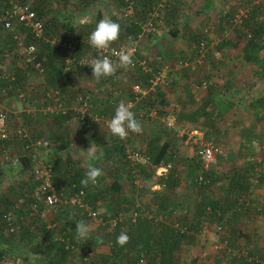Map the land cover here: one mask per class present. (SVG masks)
Returning <instances> with one entry per match:
<instances>
[{
  "label": "trees",
  "instance_id": "trees-1",
  "mask_svg": "<svg viewBox=\"0 0 264 264\" xmlns=\"http://www.w3.org/2000/svg\"><path fill=\"white\" fill-rule=\"evenodd\" d=\"M124 5L125 8L134 6L139 8V15L136 18L129 13L119 16L111 15V19L118 22L121 25L120 39L112 44V46L118 45L122 42H129L131 39H135L137 34L141 31V25L145 21L146 12L156 5L157 0H120V3ZM43 2L33 3L32 7L36 11V14L41 18V13L44 11ZM42 4V5H41ZM6 5L5 0H0V8ZM41 5V6H40ZM259 4L252 5L251 11L242 18L241 23L232 29V32L228 37L221 38L219 41H215V48L221 50L225 45L236 47L238 40L241 39L240 47L238 48L240 62L244 64H250L252 71L254 72V82L258 84L264 82V38L261 34L264 33V21L255 18L256 10L260 9ZM259 6V7H258ZM231 11H228L229 16ZM161 12L157 11V14L152 18V26L156 20L160 18ZM173 16V14H171ZM121 17V18H120ZM43 21V19H42ZM22 32V41L19 38L20 33L15 34L14 26L12 31L7 33L6 38L0 39V61L2 60V55L5 58L11 60V71L13 77L6 78L0 76V99L7 93H14L13 89L16 86H20L24 82L25 75L30 71H35L30 63L25 62L23 57V46L31 40L30 34L24 30L25 28L21 25L18 26ZM0 28L1 25H0ZM43 28L45 36L54 35L59 41H70L68 36L70 32V27L68 25H63V29L59 32V36L56 33H50L47 31L45 23L43 21ZM150 30L145 34H150ZM168 32L172 36H176V29L172 27L169 28ZM79 42L72 41L74 43V49L69 50L62 46H52L44 38L36 40L38 45L36 46L35 54L36 59H38L43 67V74L41 75L44 79V85L50 86L51 88H44L41 94L46 90L56 89V81L63 76H66L70 72L68 65L71 63L78 69L83 70L86 65L77 64L75 61L65 60L66 55L74 56L78 54V49L76 45H83V40L85 32L77 30L73 32ZM206 37L205 42H211L212 37L206 34H202ZM201 35V36H202ZM194 35L192 33L187 34V41L195 46L193 54L187 57L174 56L176 51L174 49L166 48L161 51L162 58L157 62L156 65L152 61L147 64L150 66L148 70H142L138 66L127 67V82L129 88L125 91L126 98H134L136 92H134L131 87L132 84L139 86L144 89L145 92L139 96L135 101L133 112L136 118L143 122L148 114L147 112L154 110L155 117L171 114L176 115L180 118H185L189 122V127H197V121L203 123L205 129H201L205 139H209L211 133V126L214 124L215 117H223L227 114L229 108L232 105L242 103L245 104L246 108L250 110L252 121L245 122L238 128V137L240 140V147L248 148V143L252 139H257L259 135L264 134V129L262 124L264 123V93L250 96L246 99V96H239L235 100L229 96L234 89L233 83L223 75L224 80H222L217 87L205 84L206 94L200 95V102L194 105V97L191 93H188L184 100H188L193 106L191 109L186 111L179 110L175 106L171 105V109H166L164 105L165 99L164 94L160 91L161 85L159 83L152 82L156 72L165 63L169 65L172 69V65L179 58L193 59L200 54L199 43L203 40L200 36ZM75 38V39H76ZM202 38V37H201ZM85 44V43H84ZM89 44V39L87 44ZM78 48V46H77ZM141 49V48H140ZM139 49V50H140ZM86 51V52H85ZM137 51V50H136ZM97 50L93 47H88L84 50L83 54L90 55L93 57L97 55ZM138 52V51H137ZM136 53V52H135ZM140 53H136L139 57ZM202 52L200 59L202 57ZM208 58L209 53L205 54ZM20 56V57H19ZM144 58V57H143ZM203 60H207L206 57ZM200 61V60H199ZM219 60L208 59V64L217 63ZM18 63V64H17ZM198 62H195V66ZM204 63V61H203ZM67 65V66H66ZM235 66V64H233ZM193 70V69H192ZM170 71V70H169ZM167 71V73L169 72ZM189 71L188 67H183L181 69H175V74L185 73ZM230 71V70H229ZM169 72V73H171ZM205 73L203 78H199L204 82L206 80L207 70L203 69ZM252 72V73H253ZM164 78L168 79V74ZM109 78H112L110 76ZM108 79V78H107ZM163 80V81H164ZM162 81V82H163ZM253 83V84H255ZM247 84H250L248 82ZM246 88V85H244ZM243 86V87H244ZM54 87V88H53ZM239 87V88H243ZM185 87H182L184 89ZM188 86L186 87V89ZM209 88V89H208ZM59 94V91H58ZM17 96V94L14 93ZM184 95V94H183ZM158 96V97H157ZM120 99L117 98L114 101H110L109 107L100 110L102 113L100 115L112 116L114 114V109L116 104ZM60 101L64 102L62 97ZM141 111L142 113H138ZM73 110L66 109L64 112L56 111L57 118H64L65 120H75L78 121V114L73 113ZM173 115V116H174ZM73 118V119H72ZM175 120V117H174ZM61 122V120H59ZM56 122V121H55ZM91 123V122H90ZM255 124V127H254ZM81 125V124H80ZM96 125V124H95ZM102 125V124H101ZM58 127V128H57ZM56 129H51L48 133L49 139L47 149L52 148L51 154L43 153V160L51 164L52 174L51 182L54 186L57 183L62 185V191L69 195L73 193L76 189L82 187L84 189V195L82 200L86 201L93 209H98V214L108 219L120 215L122 220L119 221L113 228L106 230L105 234L108 236L106 241L105 249L100 253V257L94 253L93 242L89 239L87 242L78 241L75 239V222L77 220L83 219L85 222L88 217L85 213L74 205L70 204H58L51 211V214L47 217L51 222L52 226H46L47 220L42 217L43 215H38V211L43 207L41 201L36 199L33 195L32 186H27L24 190L19 191L20 205L15 207V198H12L6 193L0 194V264H8L13 260V254H15V247L20 245L21 250L27 251L25 247L31 249L32 254L39 259L38 264H65V261L72 255H77L80 262L83 264H197V259L192 257L187 261H182L179 259L178 252L182 247L193 241L195 238L194 234L202 233L203 225L206 226V230H213L217 233L218 241L225 242L221 246V255L231 247L236 248L235 250L245 249L247 253L252 254V250L247 246L241 245L234 241V236L240 234V226H235L229 222L238 219L245 211L249 208L248 205H242L245 202V197L248 194L250 185L252 184L253 175L251 171L255 166L259 165L257 161L249 157L245 159L244 164L229 165L223 173H219L214 167L209 169H203L200 161L193 154L194 160L190 161L186 166L187 178L191 181V186H193V208L188 212L181 207V214L178 215L179 223L184 229L181 231L178 227H175L172 223L174 221V213L176 211L175 201L171 199L173 196L174 189L180 184V178L173 166V156H176L174 149L170 145L168 138L163 136L153 135L140 146H136L137 149L145 152L149 155L150 162L152 165H157L159 163L170 160L171 166L164 175H155L153 173V167L139 165L138 172L142 177H146L149 183L144 184L143 188L151 185L152 183L160 184V187L154 189L150 192L148 200L144 202L142 206L134 203L133 199H127L124 196V189L122 188V182L118 180V176L113 174L110 176L109 181H103L96 185L89 184L88 187H83L81 185V180L85 176L83 167L78 165L76 161L70 158V154L66 153L67 144L64 142L66 136L69 133L63 130L61 127L57 126ZM100 127V125H99ZM198 128V127H197ZM109 131V130H108ZM28 133V132H27ZM111 137V143L109 148L104 151V154L100 156L102 159H109L113 161L114 164L120 165L121 168L125 169L126 179L131 185L133 179V172L131 171V166L128 161L123 157V146L118 139L108 132ZM36 132H29V137L32 140L38 138ZM134 134V133H133ZM132 134V135H133ZM13 138H17L15 135ZM18 139V138H17ZM43 139V138H42ZM22 145V153L18 154V164L22 166V169H28L31 174L29 178L33 180L32 177V165L30 158L23 154V142L26 141L25 138L18 139ZM128 138V144L130 145ZM214 141V140H213ZM7 140H3L1 143L3 145ZM216 142V141H215ZM131 146V145H130ZM0 145V149H1ZM45 148V149H46ZM245 154V153H244ZM251 156V155H249ZM87 170V168L85 169ZM116 170V169H115ZM105 177H103L104 179ZM109 179V177H108ZM102 180V177L98 179ZM133 183V182H132ZM35 186V181L33 180ZM149 184V185H148ZM131 187V186H130ZM12 189V188H11ZM100 197H105L103 205L99 206L101 209H107V212L100 214L101 209L98 208L97 202ZM30 203H34L35 206H29ZM58 206V207H57ZM180 208V207H179ZM255 209V207H254ZM6 210H10L13 214L14 221L17 223V230L8 231V235L3 234V229H5V220L3 214ZM34 211V213L27 216L28 211ZM264 214V205L261 206L260 210ZM135 212L132 218L131 214ZM61 216V217H60ZM60 217V218H59ZM86 217V218H85ZM101 225V224H100ZM219 225L220 229L216 230V226ZM105 228V225H101ZM57 229L59 234L54 237L55 240L48 239L49 233ZM127 230V234L130 236L129 242L123 247L116 243L117 236L122 230ZM206 231V232H207ZM36 233H41V239L35 240L34 236ZM236 233V234H235ZM245 244V243H244ZM231 246V247H230ZM85 248V251H84ZM47 253V256H45ZM229 253V252H228ZM20 254V253H19ZM236 254V255H235ZM233 256L229 253L230 261L237 262V264H262L261 260L263 257L246 258L242 254H237L235 252ZM24 255H22L23 257ZM26 259V258H25ZM143 260V262H141Z\"/></svg>",
  "mask_w": 264,
  "mask_h": 264
},
{
  "label": "rangeland",
  "instance_id": "rangeland-1",
  "mask_svg": "<svg viewBox=\"0 0 264 264\" xmlns=\"http://www.w3.org/2000/svg\"><path fill=\"white\" fill-rule=\"evenodd\" d=\"M33 3H41V5L44 8V11L41 13V19H43L45 26L47 28V31L50 33H56L59 36V32L61 29H63V25H68L70 27V30L72 32L69 34L71 36H68L70 41L79 42V39L76 38L73 33L74 31L80 30L82 32H85L84 38L86 40L89 39L90 33L94 30L96 23L102 19L104 16L111 15L119 16L121 13L127 9L122 5V2L120 3V0H32ZM213 0H211L210 6H204V0H166L164 4L159 7L157 10L161 12L162 15H160V18L156 20L152 26V29L150 30V34H144L141 36L137 42V51L136 53H140L139 57L134 53V59L141 60L144 59L146 61V65L149 66L147 63L149 61H152L154 65L157 64L158 61L162 58L161 49H174L176 51L174 56H181V57H187L192 55L195 49V46L187 41V34L192 33L194 35L200 36V39L203 41H206V37L202 34H206L212 37V41L204 44V47L201 51L202 57L200 61L194 66L193 70H189L185 72L184 74L181 73V75L177 78L175 75L172 74L170 70L167 73L168 79H165L163 82H160V85L162 86L160 91L164 94L165 104L162 105L166 109H171V102L175 100L176 108L182 109V111H186L187 109H191L193 106L188 100H184L186 96H188V93H191L193 95L194 99V105H197L198 102H200V95L206 94L204 85L209 83L210 87L214 86L217 87L219 83L225 79L223 78V75H227L226 73H229L226 77L233 83V88L236 90H233L231 93H229V96L231 99L235 100V97L246 96L247 98L251 95L247 92V88H245V84H247V79L245 76H247L249 73L252 74L250 64H244L240 62L239 59V52H238V45L240 44L239 39L237 42V46H227L225 45L223 49L218 50L215 48V41H219L221 38L228 37L229 34L232 32V29L236 27L234 23L232 22V16L236 12L237 8H240L241 10H245L246 15L251 11L252 5L259 4L264 2V0H250L246 4L240 3V6H237L235 8V2L234 0H221L216 1L214 4H212ZM40 5V6H41ZM6 6V5H5ZM4 6V7H5ZM203 7V8H202ZM218 7L220 11L217 10ZM259 7V6H258ZM3 8V7H2ZM130 9V14L136 18V15H139V8H135L132 6ZM228 11H231V15L229 16ZM213 13H217V17L215 18V15ZM264 13V5H260V9L256 10L255 18L261 19L262 15ZM173 14V16L171 15ZM219 14V16H218ZM206 15H210L211 18H206ZM213 15V16H211ZM223 17V18H222ZM121 18V17H120ZM262 20V19H261ZM263 21V20H262ZM219 22H223V24H219ZM17 26V29H15V34L19 35V38L22 41V32L21 29L18 27L16 23L13 22V27ZM12 28L10 29H4L0 28V39L6 38L7 33L14 30ZM176 29V36H172L168 30L169 28ZM12 29V30H11ZM25 30V29H24ZM202 35V36H201ZM196 36V37H197ZM57 37V36H56ZM202 37V38H201ZM76 38V39H75ZM1 43V42H0ZM85 43V42H84ZM38 45V41L36 42V46ZM174 45V46H173ZM112 46V44L110 45ZM173 46L174 48H171ZM201 46V45H200ZM158 47V48H157ZM141 48V49H140ZM140 49V50H139ZM209 53V56L205 55L206 53ZM98 54V53H97ZM91 55V54H90ZM2 60L0 61V71L4 74L10 73L11 67V60L8 58H5L2 55ZM20 57V56H19ZM97 55L93 53V58H96ZM144 57V58H143ZM207 60H203V59ZM208 59H211L213 61L219 60L217 63H210L208 64ZM204 61V63H203ZM18 64V63H17ZM235 64V66L233 65ZM239 64V69L237 68V65ZM67 66V65H66ZM70 72L75 73L77 72V75H82L85 73L83 71L78 70L72 63L71 65H68ZM133 67V66H132ZM136 67V66H135ZM139 67V66H138ZM150 67V66H149ZM148 67V68H149ZM140 68V67H139ZM141 69V68H140ZM203 69L207 70L206 73V80L202 82L201 80H198L199 78H203L205 73H203ZM230 70V71H229ZM88 71L92 72L91 69H88ZM76 74V73H75ZM245 74V75H244ZM25 78L24 82L20 86H16L13 89L14 93H7L0 99V103L3 105L8 118L9 128L14 129V127H19L24 129L25 132H29L26 127H24V122L21 119V111L12 112L10 105L8 104L11 100H14L16 103H18L17 107L21 106V99L24 98L25 93L27 92V88H30L32 93L35 95H38L42 92L44 88H51L50 86L44 85V79L43 77L37 73L36 71H30L24 73ZM198 75V76H197ZM69 77V74L66 75ZM173 77L176 78L173 80ZM199 77V78H198ZM107 78V77H106ZM179 80L180 82L176 83L175 81ZM175 83V85H174ZM177 86V87H175ZM188 88L186 89V87ZM244 86V87H243ZM182 87H185L182 89ZM243 87V88H239ZM54 88V87H53ZM126 88H129V84L126 86ZM167 89V90H166ZM209 89V88H208ZM257 88H254L252 90V95H255V90ZM251 90V89H250ZM23 93V94H19ZM184 94V95H183ZM249 94V96H248ZM158 97V96H157ZM121 97L119 98V101L124 100ZM246 98V99H247ZM62 105L64 107H67V109L71 110V106L66 103L65 101L62 102ZM236 105H232L227 114L223 117H215L214 118V124L211 126V135L209 137L210 140H214L220 145L221 152L218 155L217 162L215 164V169L219 173H223L222 171H225L229 165H233L234 161L239 160L241 157L240 151L243 152L244 147H240V140L238 137V128L241 127V125L245 122L251 121V115L249 113H246V106L245 104H238V102L235 103ZM102 114V113H98ZM174 115V114H173ZM107 116V115H106ZM175 117V124L173 127L168 128L163 125V123L160 121L159 118L153 116H147L146 119L143 120L142 126H143V132L141 134H138L139 136H145L148 133L150 135H159L163 136L165 138H168L170 141V145L172 149H174V152L176 153V156H173V166L176 169V172L178 173V177L180 178V184L174 189L173 196H171V199L175 201V204L177 207L176 211L179 214H181V207L182 210L185 209L188 214L193 208V186H191V181L187 178V172H186V166L190 161L194 160L193 157V150L191 147L184 142L183 137L176 135V130L179 127L182 126H191L189 125V122L185 118H180L176 115ZM237 118L239 120V123L237 125L233 124V119ZM79 121V117H78ZM93 123H96L97 126L100 125V127L108 131L101 123L100 121L92 120ZM197 127L200 129H205L203 123L199 120L197 121ZM239 125V126H238ZM264 127V123L262 124ZM207 127V126H206ZM69 129L72 131V135H75L76 132L72 128L69 127ZM76 129V128H75ZM200 129V130H201ZM77 132H84V129L78 128L76 129ZM109 132V131H108ZM102 134H97L98 138H100ZM13 135L10 136L9 139H7L8 142H4L3 145L1 143V149H0V194L6 193L10 195L12 198H15V207H18L20 205V197H19V191L24 190L28 185L35 187L33 184V180L29 178V172L28 169H22V166L18 164V162L14 161V157H18V154L22 153V145L20 140L17 138H13ZM104 137V136H103ZM136 137V136H135ZM31 138V137H30ZM131 138V137H130ZM129 138V139H130ZM32 139V138H31ZM46 139V138H44ZM98 141L99 139L96 138V135L94 138H92L91 143L86 145L85 147L88 148L91 145L96 147L98 150L99 157L102 155V148L99 147ZM136 142V140H134ZM131 147L136 148V146H140L142 142L140 141L137 144H133V142L130 140ZM239 145V147H238ZM238 149H234V148ZM45 148L39 149V154L42 157V152ZM76 149V148H75ZM85 149V148H84ZM86 150V149H85ZM79 153V154H78ZM77 156L75 157L76 163L78 165H81L83 167V171H86L87 164L89 161L84 160V157L86 156L87 151L78 152ZM244 153V152H243ZM73 156L76 155L75 150H72ZM80 155V157H79ZM251 155V154H250ZM86 158V157H85ZM95 166L102 168L104 175H102V180H98V184L103 181H109L110 176L113 174H116L120 177V181L124 184V196L127 197V199H133L134 203H137L139 206H142L145 201L148 200V197L150 195V192L157 188H151V185L147 186L146 188H143L144 184L147 185L149 181L147 178L142 177V175L139 173L140 178H136L133 176L131 185L129 184L128 180L126 179L125 169L121 168L120 165H116L113 163V161H110L109 159H102L99 158L96 161H92ZM86 165V167H84ZM116 169V170H115ZM119 170V171H118ZM123 173V175L121 174ZM103 177H105L103 179ZM109 177V179H108ZM125 177V179H124ZM101 185V183H100ZM28 186V187H29ZM131 186V187H130ZM12 188V189H11ZM65 194L63 191H61V195ZM66 195V194H65ZM105 200V197H100L98 199L97 205L98 208L101 209V205H103ZM30 206V205H29ZM56 207V206H54ZM50 208L48 211L45 212L43 218L46 222L50 221L47 217L51 214L52 209ZM58 207V206H57ZM180 207V208H179ZM36 208V206H35ZM31 208V209H35ZM98 210V209H97ZM29 214L34 213V211L30 210L26 214L28 216ZM47 214V215H46ZM264 218V214H262ZM61 217V216H60ZM59 217V218H60ZM86 218V217H85ZM86 223L90 225L92 231L90 233V239L93 242V250L94 253L97 255V257H100V253L105 249L106 247V241L108 240V236H106L105 232L106 229L101 227V225L98 223L96 219L89 218L86 220ZM264 232V227H263ZM3 234L8 235V231L3 229ZM59 234V231L57 229H53L49 235L46 241L48 239L55 240L54 237ZM195 238H192V243L189 242L185 244L182 249L177 253L179 256V259L182 261H187L190 258L194 257L197 259V264H214L221 261H228L230 260L229 253L231 251H236V248L231 247L230 250L225 252L223 256L221 255V246H219L218 236L217 233L213 230H209L207 232H202L199 235L194 234ZM35 240L41 239V233H36L34 236ZM214 240H211L213 239ZM241 244V243H239ZM218 245V246H215ZM27 251L21 250L20 245L15 247V254H13V260L8 264H38L39 259H37L34 254H32L31 249H28L25 247ZM245 249H239L236 252H241ZM229 252V253H228ZM20 253V254H19ZM231 254V253H230ZM22 255H24L22 257ZM45 256H47V253H45ZM216 257H219V261H215ZM26 258V259H25ZM143 262V260L141 261ZM65 264H83L80 262L79 257L77 255H72L69 257ZM228 264V263H227Z\"/></svg>",
  "mask_w": 264,
  "mask_h": 264
},
{
  "label": "built area",
  "instance_id": "built-area-1",
  "mask_svg": "<svg viewBox=\"0 0 264 264\" xmlns=\"http://www.w3.org/2000/svg\"><path fill=\"white\" fill-rule=\"evenodd\" d=\"M166 0H157V3L155 6H153L150 10L146 12V18L145 21L141 25V31L137 34L135 39L129 40V42H122L115 46H110L108 49H105L102 51V53L97 52V57L101 55H107L109 58H111L113 61H118V57L115 55V52H118L126 47H128L130 44H135L134 53L137 50L136 42L137 40L143 36L146 32L150 30V27L152 25V18L157 14V9L161 7ZM6 6L3 8H0V25L4 29H10L13 27V22L17 25H21L25 28L26 32L30 34L31 40L28 41L23 46V57L22 59L30 63L33 67V69L39 73L40 75L43 74V67L41 62L36 59V45L35 41L44 38L50 45L52 46H62L69 50L74 49V43L72 41H59L54 35L45 36L44 34V28H43V21L42 19L36 14V11L33 9L32 0H5ZM130 7H127L123 11V15L130 12ZM246 16L245 10H241L240 8H237L236 12L232 16V22L234 25L238 26L241 23V20L243 17ZM22 36V35H21ZM261 37L264 38V33L261 34ZM201 45V46H200ZM204 47V41H201L199 43V51H201ZM201 49V50H200ZM201 53L197 55V57L193 59H187V58H179L177 59L174 64L172 65V69L169 65L163 64L161 68L156 72L154 78L152 79L153 84L162 82L166 76L167 71L169 70H175V69H181L183 67H188L189 70H192L195 66V62H199ZM93 57L91 55H81V56H69L66 55L65 60L68 61H75L77 64H83L88 67V69H91L90 65H87L86 63H89ZM133 61L134 66L139 65V67L142 70H148L149 68L146 65V61L144 59L137 60L134 59L133 55ZM1 77L6 78H12V73H6L0 71ZM131 89L136 92L138 95H134V98H127L122 101L129 103L132 105L131 110L133 111V107L135 104V101L139 98L140 95H142L145 90L141 89L137 85H132ZM43 96L48 99V103H45V110L54 111L58 110L61 112L66 111L67 107H64L60 101V97L58 94V91L56 89L52 90H46L43 92ZM77 106L74 108V110L78 113L79 117V123L82 125L85 117L87 115V103L85 99L81 96H77ZM120 101H118L119 103ZM116 104V107L118 105ZM115 107V109H116ZM114 109V112H115ZM0 113H3L6 117L5 121V128L3 130H0V145L3 140H7L10 138L11 135H15L18 139L25 138L26 141L23 142V154L27 155L30 158V162L32 165V177L35 181V187L33 189V195L36 199H39L43 205V207L38 211V215H44L46 211H48L50 208L58 205V204H70L74 205L76 207H79L85 215H87L90 218L96 219L99 224L105 225V229L109 230L113 228L119 221L122 220V217L120 215L110 217L108 219H105L101 215L98 214V211L96 209H93L86 201L82 200V197L84 195V189L82 187L76 189L73 193L69 195H61L62 191V185L57 183L56 186H54L51 182V164L48 162H45L43 158L39 154L40 148H46L48 146L47 139L37 138L35 140H32L28 133L24 131V129L19 127H14V129L9 128L7 113L3 107V105L0 103ZM138 113H142L141 111H138ZM146 114L153 116L155 115L154 110H151L147 112ZM114 116H106V115H98V114H92L90 115V118L92 120L100 121L107 130V124L109 123L110 119ZM160 121L163 123L165 127L171 128L175 124L174 116L171 114L163 115L158 117ZM133 133H130L128 138L131 137ZM176 135L183 137L184 142L188 144L191 149L193 150V154L197 157V159L200 161L201 166L203 169H209L211 167H214L218 155L221 152L219 143L210 140L205 139L202 130H200L197 127H189V126H182L179 127L176 130ZM128 138L125 140H120L122 146H123V157L128 161L129 165L131 166V171L133 172L134 177L140 178L139 172H138V166L139 165H145V166H151L153 167V173L155 175H164L168 169L171 166V161H165L162 163H159L157 165H152L150 162L149 155L145 152H142L141 150L131 147L128 144ZM14 161L18 162V158L14 157ZM160 187V184H152L151 188H158ZM30 207H34V203L29 204ZM135 212L131 214L132 218L134 217ZM174 221L173 225L175 227H178L181 231L184 229L179 223L178 220V213H174ZM3 218L5 220V230L6 231H14L17 230L18 225L14 221V216L11 213L10 210H6L3 214ZM46 226H52L51 222H47ZM216 230L220 229V226L217 225ZM206 226L203 225L202 232H206ZM225 242L223 240L222 242H219V246H222V244ZM218 246V245H215ZM85 251V248H84ZM243 252V251H241ZM255 259H258L257 256H254ZM261 263L264 264V259L261 260Z\"/></svg>",
  "mask_w": 264,
  "mask_h": 264
},
{
  "label": "crops",
  "instance_id": "crops-1",
  "mask_svg": "<svg viewBox=\"0 0 264 264\" xmlns=\"http://www.w3.org/2000/svg\"><path fill=\"white\" fill-rule=\"evenodd\" d=\"M216 1L218 0H213L212 4H214V2ZM249 1L250 0H234L235 2L234 6L236 8L237 6H240L239 5L240 3L246 4ZM209 2L211 3V0H204V6H207V7L210 6ZM262 5H264V2ZM216 8L218 11H220L221 9V7L220 9L218 7ZM213 15H215V18L217 17V13H213ZM205 17L208 19L211 18L210 15H206ZM261 19L264 21V13ZM219 24L222 25L223 22H219L218 25ZM70 32H72V30H70ZM73 32H76V31H74L73 29ZM83 41L85 42V44L83 42L82 43L83 45L75 46L76 49H78V54L76 56L86 55V53L83 54V52L86 48L90 47L86 45L87 44L86 38ZM173 46H171V48H174ZM239 46L240 44L238 45V47ZM161 50L163 51L165 49L163 48ZM237 68L239 69V64L237 65ZM83 70L84 72L82 73H85V74H82V75H77L78 74L77 72H75L76 74L73 72L67 73V75L69 74V77L63 76L62 79L59 78L56 81V85H54V87H56V90L59 91V97H62L63 101H65L71 106L70 108L71 110L74 111L73 112L74 114L77 113L74 110V108L78 105L77 99H76L77 96L81 95L85 99L88 105L86 108L87 115L82 125L78 124V122L76 123V121L73 118H72L73 120H65L64 118L62 119L57 118L54 112L58 110H54V111L45 110L44 108L45 106L43 105H45V103H48L47 102L48 99H46L43 96V93L42 94L39 93L38 95H35L34 93L31 92V90H29L30 88H27V92L25 93L24 98L20 100L21 101L20 107H17L18 103H16L14 100H11L8 103L10 105V108L12 109L11 110L12 112L21 111L20 115H21L22 121L24 122L23 124L24 127H26V129H28V131L30 132L32 131L33 133L34 132L38 133L36 134L38 138L49 139L48 133L51 132L52 128L56 129L57 126L67 131L69 135L66 136V139L64 142L68 145L67 146L68 148H67V151L65 152L71 155L70 158L72 160H75V157L77 156L78 152L87 151V148L85 146L91 143L92 138H94L95 135H96V138L100 140L98 141L97 145L102 148L101 154H104V151L106 150V148L108 149L110 146L111 137L108 131L103 130L101 127L95 125L96 123H93L92 119L90 118V115L98 114L99 112H101L100 110L106 107L108 108L109 107L108 105H110V101H114L117 98H121V97H127L125 94V91H127L126 86L128 85V82H127L128 80L126 76L127 68H118V71L116 72L115 75L112 76V78H109V77H107L108 79L101 78L99 81H97L96 78L92 76V72L88 71V68H84ZM172 74L175 75L174 72H172ZM175 76L178 78L180 75L177 74ZM245 78L248 80L247 83L250 82V84H245V85L247 88V92L248 93L250 92L249 94L251 96H253L251 91L254 90V88H257L255 90V92L257 91L255 95L260 94V92L264 93V82L260 83L261 80L259 79L258 84H256L253 81L255 79L254 72L252 74L249 73L247 76H245ZM175 79L176 78L173 77V80ZM175 82L178 83L180 81L176 80ZM19 94H23V93H19ZM238 98L239 97L237 96L236 99ZM170 104L172 106L176 105L175 100H173ZM245 111L246 113H249L250 115H252L249 109L246 108ZM59 120H61V122ZM236 123L238 124L239 120L235 117L233 119V124L237 125ZM69 127L72 128L74 132H76L75 135H72L71 133L72 131L69 129ZM254 127H255V124H254ZM75 128L84 129V132H77ZM97 134H102V135L100 136V138H98ZM150 137H152V135H150L149 133L145 136H139L138 134H133L131 135L130 140L133 142V144H137L140 141H146ZM134 140H136V142ZM245 148L246 149L243 150L245 154L242 151H240L242 158H240L237 161H234V163H236L237 165L244 164L245 159H248L249 157H251L254 159V161H257L259 165L255 166L253 171H251L253 175L252 184L250 185L248 194L245 197V202L242 203V205H248L249 208L245 211L243 216H241L238 219H234L230 221L229 223L235 226H240L241 228L240 234L234 236V241L241 243V245H245V246H247L248 244L249 248L252 250V254L251 253L248 254L246 250H243V252H237V254H242L243 256H247L246 258L250 259V258H254V256L259 257L260 254L264 255V232H263L264 218L261 212H258V210H255V209L260 210L261 206L264 205V134L259 135L257 139L255 138V139L250 140L248 143V148L247 147ZM73 149L76 152L75 156H73L72 154ZM234 149H238V148L235 147ZM44 152L47 154V156H49V154H51L52 152V148L43 149L42 156ZM250 154L251 156H249ZM85 157H84V160H86ZM84 167H86V165ZM117 174H118V180H121L119 177L120 173L118 172ZM121 174L123 175V173ZM152 184H157V183L155 182ZM122 188H125L123 183H122ZM211 240H214V238ZM235 252L231 251L230 252L231 256H233ZM260 257H263V256H260ZM230 260H228L227 262L221 261V262H217L214 264H227V263L237 264V262H232ZM215 261H219V257H216Z\"/></svg>",
  "mask_w": 264,
  "mask_h": 264
},
{
  "label": "clouds",
  "instance_id": "clouds-1",
  "mask_svg": "<svg viewBox=\"0 0 264 264\" xmlns=\"http://www.w3.org/2000/svg\"><path fill=\"white\" fill-rule=\"evenodd\" d=\"M121 25L111 19L109 16H104L100 19L89 35V44L91 47L102 53L103 50L108 49L111 44L120 39ZM135 44L132 43L128 47L115 52L118 57V61L114 62L107 55H101L96 58H92L87 65L91 66L92 76L99 81L101 78L110 77L116 74L118 68H127L134 66ZM132 105L124 101H120L115 109L114 116L107 124V128L111 134L118 137L121 140L128 138L130 133L141 134L143 132V126L139 121L135 113L131 110ZM6 117L3 113H0V130L5 128ZM98 150L94 146L87 148L86 159L89 161L87 164V170L84 178L81 180L83 187H88L89 184L96 185L98 179L104 175L102 168L95 166L92 161L98 160ZM107 212V209H101L100 214ZM92 229L83 219L75 222V239L82 242H87L90 239V233ZM130 240V236L127 234V230H122L116 238V243L123 247Z\"/></svg>",
  "mask_w": 264,
  "mask_h": 264
}]
</instances>
